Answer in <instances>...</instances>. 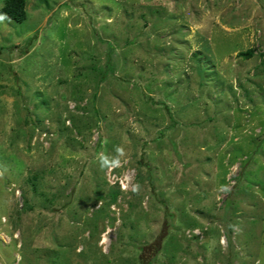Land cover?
Returning a JSON list of instances; mask_svg holds the SVG:
<instances>
[{
	"label": "rangeland",
	"instance_id": "1",
	"mask_svg": "<svg viewBox=\"0 0 264 264\" xmlns=\"http://www.w3.org/2000/svg\"><path fill=\"white\" fill-rule=\"evenodd\" d=\"M24 10L0 22V264H264V0Z\"/></svg>",
	"mask_w": 264,
	"mask_h": 264
},
{
	"label": "trees",
	"instance_id": "2",
	"mask_svg": "<svg viewBox=\"0 0 264 264\" xmlns=\"http://www.w3.org/2000/svg\"><path fill=\"white\" fill-rule=\"evenodd\" d=\"M0 15H4L15 22L24 21V0H5Z\"/></svg>",
	"mask_w": 264,
	"mask_h": 264
},
{
	"label": "clouds",
	"instance_id": "3",
	"mask_svg": "<svg viewBox=\"0 0 264 264\" xmlns=\"http://www.w3.org/2000/svg\"><path fill=\"white\" fill-rule=\"evenodd\" d=\"M5 19H6V17L4 15H0V22H2ZM116 151H117L118 157L124 155V149L122 147H117ZM100 160H101V166L102 167L105 166V164L108 162L107 159L105 157H103V156L100 158ZM112 162L113 163H118L119 160H118V158L117 159H113ZM135 190L138 191L139 190V186H137Z\"/></svg>",
	"mask_w": 264,
	"mask_h": 264
}]
</instances>
